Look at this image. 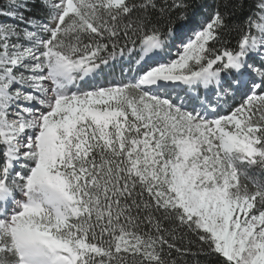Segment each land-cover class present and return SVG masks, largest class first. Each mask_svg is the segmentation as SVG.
<instances>
[{
    "label": "snow or ice",
    "instance_id": "obj_1",
    "mask_svg": "<svg viewBox=\"0 0 264 264\" xmlns=\"http://www.w3.org/2000/svg\"><path fill=\"white\" fill-rule=\"evenodd\" d=\"M252 168L264 175V0L0 4L4 256L32 233L56 264H264ZM39 180L70 215L23 202Z\"/></svg>",
    "mask_w": 264,
    "mask_h": 264
},
{
    "label": "clouds",
    "instance_id": "obj_2",
    "mask_svg": "<svg viewBox=\"0 0 264 264\" xmlns=\"http://www.w3.org/2000/svg\"><path fill=\"white\" fill-rule=\"evenodd\" d=\"M26 201L42 207L51 216H68L71 214L73 201L66 191L55 185H49L47 181L35 182L25 193ZM30 197V200L28 199ZM0 240L12 245L11 233L7 227L0 229ZM55 249L50 250V244L44 238L32 233L18 234L12 246L11 257L0 253V264H56L54 259Z\"/></svg>",
    "mask_w": 264,
    "mask_h": 264
},
{
    "label": "trees",
    "instance_id": "obj_3",
    "mask_svg": "<svg viewBox=\"0 0 264 264\" xmlns=\"http://www.w3.org/2000/svg\"><path fill=\"white\" fill-rule=\"evenodd\" d=\"M2 3H3V0H0V4H2ZM246 171L248 172V174L250 176H254L258 180H264V175L259 174L255 168L248 169ZM173 255H175V253H173ZM187 259L189 261H191L193 259V257L189 256V257H187ZM198 259H200L202 262H204V264H216L215 258H208V257L201 256V257H198Z\"/></svg>",
    "mask_w": 264,
    "mask_h": 264
},
{
    "label": "rangeland",
    "instance_id": "obj_4",
    "mask_svg": "<svg viewBox=\"0 0 264 264\" xmlns=\"http://www.w3.org/2000/svg\"><path fill=\"white\" fill-rule=\"evenodd\" d=\"M18 199H22V194L16 193ZM24 201H26V196L23 197Z\"/></svg>",
    "mask_w": 264,
    "mask_h": 264
}]
</instances>
